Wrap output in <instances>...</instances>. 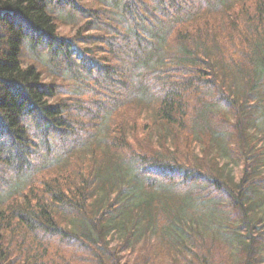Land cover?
<instances>
[{
  "label": "trees",
  "instance_id": "1",
  "mask_svg": "<svg viewBox=\"0 0 264 264\" xmlns=\"http://www.w3.org/2000/svg\"><path fill=\"white\" fill-rule=\"evenodd\" d=\"M0 264H264V0H0Z\"/></svg>",
  "mask_w": 264,
  "mask_h": 264
}]
</instances>
